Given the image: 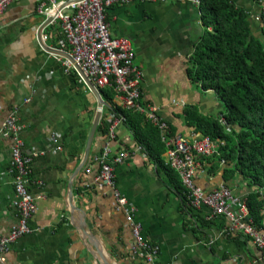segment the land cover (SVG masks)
Listing matches in <instances>:
<instances>
[{"label":"crops","instance_id":"crops-1","mask_svg":"<svg viewBox=\"0 0 264 264\" xmlns=\"http://www.w3.org/2000/svg\"><path fill=\"white\" fill-rule=\"evenodd\" d=\"M233 1L252 20L262 8L253 0ZM39 2L21 0L0 15V238L19 220L11 167L17 141L23 155L32 157L28 189L37 207L30 233L12 244L0 264H264V249L248 237H229L221 217L202 208L213 223H197L169 173L147 156L124 124L114 139L97 129L90 141L97 98L65 67V54H48L41 47ZM196 2H135L107 12L111 35L131 42L143 73L141 104L159 109L175 135L185 138L199 136L184 122L188 107L206 117L225 112L215 93H204L188 76L204 32ZM57 32L56 26L45 28L43 46L60 52ZM103 102L98 128L103 122L109 126L112 115ZM10 121L16 131L5 136ZM106 147L110 153L103 159ZM121 152L127 156L115 162ZM101 158L113 168V186L98 180ZM165 161L168 165L167 153ZM197 184L212 192L225 180L200 161ZM231 187L238 196L250 193L241 179ZM135 224L158 253L134 251Z\"/></svg>","mask_w":264,"mask_h":264},{"label":"built area","instance_id":"built-area-1","mask_svg":"<svg viewBox=\"0 0 264 264\" xmlns=\"http://www.w3.org/2000/svg\"><path fill=\"white\" fill-rule=\"evenodd\" d=\"M20 1L0 0V15ZM167 1L40 0L38 14L44 18L43 24L48 19H53L47 27L56 26L58 29L57 33L61 37L59 40L61 50L59 51L70 57L63 58L65 67L72 69L85 85H87V79L100 97H102V90L111 89L114 94L113 109L119 108L142 114L159 130L162 141L168 148V165L180 174L190 205L196 209L208 208L213 216L225 217L228 225L225 233L229 237L244 235L252 239L259 248L264 249V231L259 230L255 224L247 198L236 196L233 190L225 184L212 192L204 191L197 184L199 158L218 154L219 145L224 146L225 142L220 143L201 135L194 138H185L181 135L172 136L168 123L160 116V110L141 104L143 73L135 65L131 42L127 39L114 38L111 35L107 23V12L110 8L135 2L165 3ZM169 1L178 3L183 0ZM47 41L48 37L42 35L41 42L45 44ZM112 108L110 107L112 115L107 135L109 139H114L117 127L125 124V119L113 113ZM15 127L13 121L8 122L5 136L14 134ZM109 153L110 149L106 147L102 158L106 159ZM126 156V152L119 153L115 162H121ZM102 158L98 180L113 186V168ZM31 162L32 157L23 155L20 142L17 141L12 149L11 167L15 174L14 206L19 214V220L7 236L0 238V261L2 262L12 244L30 233V219L37 212L34 198L28 189ZM116 198L120 204H126L125 198H120L118 194ZM129 220L132 222L133 216H130ZM134 235L137 239L134 251H146L151 256L158 253L159 248L151 246L145 240L139 225H134Z\"/></svg>","mask_w":264,"mask_h":264},{"label":"trees","instance_id":"trees-1","mask_svg":"<svg viewBox=\"0 0 264 264\" xmlns=\"http://www.w3.org/2000/svg\"><path fill=\"white\" fill-rule=\"evenodd\" d=\"M199 7L204 32L195 46L188 76L204 93H215L225 112L219 118L206 117L196 107H188L184 122L198 135L225 142L224 146L219 145L218 154L199 160L213 172H222L225 185L231 189V183L239 179L248 184L250 193L239 197L247 198L255 224L264 231V39H259L264 38V6L260 14L262 22L258 21L262 26L257 27L256 33L251 14L233 0H199ZM101 96L109 107L114 106L111 89L102 90ZM112 111L125 119L124 125L147 156L169 173L182 193L185 209L196 222L203 227L211 226L213 220H209L208 214L203 215V209L212 215L211 210L193 208L180 174L165 164L168 148L159 130L142 114L119 108ZM108 129L103 122L98 132L107 136ZM220 217L224 221L222 227L226 228V218Z\"/></svg>","mask_w":264,"mask_h":264},{"label":"water","instance_id":"water-1","mask_svg":"<svg viewBox=\"0 0 264 264\" xmlns=\"http://www.w3.org/2000/svg\"><path fill=\"white\" fill-rule=\"evenodd\" d=\"M53 19H48L39 29L38 33H37V38L38 40L40 41V45L41 47L43 48V50L48 53V54H63L61 52H58V51H54V50H51L47 47H44L43 46V43L41 42V36H42V32L44 31V29L50 24L52 23ZM67 57V55H65ZM67 58H70V57H67ZM71 60V59H70ZM77 71L80 72L79 68H77ZM86 82H87V85L89 87V89L91 90V92L96 96L97 98V101H98V107H97V111H96V117H95V120H94V123H93V128H92V131H91V134H90V141L92 140V138L94 137L97 129H98V126L100 124V121L102 119V113H103V107L105 106L103 100L101 99L100 95L98 94V92L95 90L94 86L87 81L86 79ZM71 196H72V193H71Z\"/></svg>","mask_w":264,"mask_h":264},{"label":"rangeland","instance_id":"rangeland-1","mask_svg":"<svg viewBox=\"0 0 264 264\" xmlns=\"http://www.w3.org/2000/svg\"><path fill=\"white\" fill-rule=\"evenodd\" d=\"M184 1V0H183ZM252 3H255V7H256V4L257 5H262V6H264V3L263 2H258V0H253V2ZM257 8V7H256ZM258 9V8H257ZM260 13H261V11H259V12H257V13H253V21H255L254 22V26H255V28H256V31H255V33L257 32V27H258V29L262 26V24H259V23H261L262 22V20H260ZM258 21H259V23H258ZM255 36H257V37H259V35H256L255 34ZM259 39H261V41H263V37H261V38H259Z\"/></svg>","mask_w":264,"mask_h":264}]
</instances>
